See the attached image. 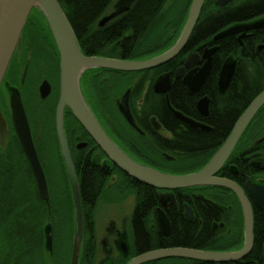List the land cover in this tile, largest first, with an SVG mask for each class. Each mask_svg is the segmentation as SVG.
Instances as JSON below:
<instances>
[{"label": "flooded vegetation", "instance_id": "af4514ba", "mask_svg": "<svg viewBox=\"0 0 264 264\" xmlns=\"http://www.w3.org/2000/svg\"><path fill=\"white\" fill-rule=\"evenodd\" d=\"M58 1L62 6V0ZM137 1L110 0L94 16V24L91 25L90 29L85 30L87 35L84 38V43L88 44L90 38L98 39L99 44L102 43L100 47L104 43H113L104 52L108 56L99 55L94 57L122 59L123 54L129 53L130 55L134 50L127 44L140 42L142 46L133 60L142 61L163 54L176 43L185 25L192 0L190 3V0H168L162 10L158 8V11H160L157 19L148 27L145 35L138 32L132 23L137 17V14H133ZM207 2L210 5L206 21L199 27L203 16L201 13L199 22L187 46L171 61L154 69L140 72L127 73L91 69L82 75V92L88 106L110 137L126 153H128V150L129 155L131 154L130 151L138 154L155 153L163 156H170L172 153H183L184 145L182 141L186 135L190 133L210 134L215 131L213 123L218 120L214 111L216 96L224 97L227 94L237 71L241 69V64L247 65V59H257L264 66V0H206L204 7ZM179 7L182 10L181 18L176 24L172 25L169 20L170 14L174 13ZM33 11H35V14L31 18V13L28 19L20 45L12 57L0 87V165L1 163L3 164L2 160L4 159L11 172L9 174L5 171L6 179L1 181L5 192L0 189V195L2 197L3 194L7 196L10 193V188H13V183L15 182L16 170L20 168L19 166L22 168L25 166L32 177V181L29 183L32 191V200L29 207H20L22 209V217L29 213L31 218H36L37 214L40 213L38 212L40 208L36 207L33 200L35 195H37L39 204L43 202V206H45V217L52 219L50 192L49 202L40 198L35 177L21 147L12 118L13 95L19 94L30 124L32 138L45 172V162L42 161L40 155L43 150L38 145V140L41 138L38 135L36 136L35 132L36 120L40 114L37 116V113L39 110L40 112L44 111L46 115L52 112V150L58 153L60 150L56 132V119L61 95V66L56 42L49 27L40 13L36 10ZM186 11L187 14L185 15ZM64 12L67 16V12L65 10ZM258 22H263L260 28L246 31L242 29ZM180 26L179 35L175 39L177 28ZM235 28L239 29V31L217 38V35L221 32ZM88 31H90L89 34ZM36 32L39 40L36 37ZM32 39L36 41L33 42L35 48L37 47L43 51L42 57L44 55L49 61H52V65L51 63L49 64V67L52 66L51 79L44 74L32 73L34 71L31 67L32 63L29 64L26 57L27 53L31 58L32 54V57H34L38 52L33 47L27 48L29 41ZM149 43L155 44V46L150 48L148 46ZM28 49L30 51H27ZM209 58L212 59V68L208 76L201 86H196L193 89L192 84L194 82L192 81ZM187 62L189 63L188 66L186 65ZM57 64L59 66L60 86H56L54 80L57 73ZM228 64H235V72L228 88L222 92L219 84L220 76L223 67ZM189 74H192V78L189 79L190 84L185 82ZM167 75H169L170 79L168 92H156V82ZM37 79L40 82H37ZM171 96L174 98L177 96L182 106L188 108L191 115L175 108L171 103ZM126 97L128 98V104L137 128L130 125L120 112V107L124 104ZM205 98L208 100V116L203 115L198 107L200 101ZM193 103L194 108L192 109L191 104ZM171 107L205 128L197 129L184 124L176 117ZM261 110L255 118L259 116ZM153 112H158L160 115L151 114ZM70 113L69 109L64 111L65 132L80 184L82 201H86L89 204L88 207L83 205L84 219L85 213H88V217L94 216V219L98 218L97 215L101 204L108 209L103 215V223L99 224L96 221L95 226L93 225V231L97 234L94 264H129L133 259L147 252L168 249H151L150 238H158L157 244H159L162 237L170 236L173 225L169 214L180 204L184 206L186 218L192 221L196 219L198 221L201 217H210L214 214L213 209L210 207L212 200L207 198L201 190L197 189L191 193L188 191L186 193L175 192L176 190L170 192L147 186L132 178V181L127 180L122 175L121 170L107 158L74 115ZM72 116L79 124L72 121ZM261 119L264 120V111L261 114ZM116 123L120 124L121 131L115 125ZM126 127L130 133L129 135H131L128 141L123 138L121 133ZM263 138L264 135L254 139L253 143L244 149V153L252 158V164L257 167V172L254 174L253 179L248 182L261 186H264V157L258 149L264 144ZM11 146L16 148L15 150L21 157L22 164L21 162L19 163V160H16L15 152L10 149ZM168 146H170V151H167L169 149ZM255 147H258L257 152L251 151ZM45 175L48 183L46 172ZM94 175H99L103 181H97ZM24 185L27 186L25 187L26 190L29 189L27 181ZM246 185L241 187L249 198L254 213V209L257 207L250 199ZM97 187L101 189L100 192L103 190V194L98 199L96 197ZM119 191L121 194L128 193L129 195L123 199L118 198L119 196H116L115 193H119ZM26 195L29 196L28 194ZM132 195L133 205L131 209H128L126 205L130 204V202H127V200ZM137 195H141L142 209L137 206ZM233 195L243 217L241 204L236 195L234 193ZM187 207L192 209V219L188 218L186 214ZM226 208L230 211L233 210L231 205ZM159 209L164 210L170 220L171 229L168 236L162 233L159 226ZM151 211L152 217L148 219V214ZM225 226L224 222L214 223L213 228L215 230L224 229ZM82 260L83 257L81 256V262ZM170 260H174V262H169ZM81 264L84 263L82 262ZM145 264H200V261L166 258L153 260Z\"/></svg>", "mask_w": 264, "mask_h": 264}, {"label": "water", "instance_id": "95a60500", "mask_svg": "<svg viewBox=\"0 0 264 264\" xmlns=\"http://www.w3.org/2000/svg\"><path fill=\"white\" fill-rule=\"evenodd\" d=\"M206 0H192L189 13L176 43L163 54L138 61L104 57L86 56L80 47L78 38L58 0H0V87L8 71L12 57L20 45L24 28L33 10H36L45 20L56 42L61 66V95L57 108L56 132L62 163L66 172L68 185L73 203V239L70 264H81L85 238V223L83 214L82 195L78 176L72 160L68 139L65 132L64 111L69 109L84 130L90 135L107 158L130 178L147 186L173 192L175 190L196 187H221L231 190L238 198L244 219V244L240 250L231 252H208L189 248L160 249L142 254L129 264H145L147 262L166 258H183L210 263H234L247 258L254 248V213L251 202L244 189L236 182L218 177L217 175L233 155L244 133L264 107V91L255 98L248 109L241 115L232 132L215 153L211 160L199 171L173 175L145 165L120 148L100 124L88 106L81 85L82 75L91 69H105L118 72H140L159 67L176 58L187 46L202 13ZM263 22L250 24L243 30L260 28ZM239 29H229L217 35V38L228 36ZM214 51V50H213ZM187 66L189 63L187 62ZM212 68V59L209 58L204 67L195 76L193 89L201 86ZM235 72V64L223 67L220 76V89L224 92ZM189 74L185 82L190 84ZM197 87V88H198ZM170 88L169 75L159 79L155 84L156 92L167 93ZM199 110L208 116V100L200 101ZM176 117L184 124L193 128H205L203 125L187 118L181 112L171 107ZM120 112L127 122L136 127L131 113L128 98L120 107ZM12 118L21 147L29 162L35 177L40 198L49 202V188L43 166L36 150L30 124L19 94L12 99ZM264 140V138L262 139ZM247 190L250 199L264 215V186L248 182ZM188 218H193V212L187 207ZM159 226L162 233L168 236L171 223L164 210L159 209ZM46 250H52V226L46 225ZM264 254V246H263Z\"/></svg>", "mask_w": 264, "mask_h": 264}, {"label": "trees", "instance_id": "16d2710c", "mask_svg": "<svg viewBox=\"0 0 264 264\" xmlns=\"http://www.w3.org/2000/svg\"><path fill=\"white\" fill-rule=\"evenodd\" d=\"M109 1L110 0H62V7L67 12L68 20L76 33L80 47L87 56H108L106 53L104 54V52L106 51V48L113 44L104 43L102 47H100V44L102 43L99 44L98 39L94 38H90V42L88 44L84 43V38L87 35V31L85 30L88 28L90 29L91 25L94 24V16L99 12L101 7L103 5H106ZM167 1L168 0H138L136 3V8L133 12L134 15L137 14V17L132 21L133 25L136 27V30L142 35H145L148 27H150L157 19L159 11L162 10ZM190 2L191 0L189 1V3ZM209 5L210 3L207 2L206 6L204 7V10L202 12L203 16L199 27L204 23V21H206V17H208ZM158 8H160L159 11ZM187 11L185 12V15L187 14ZM180 28L181 26L177 28L175 39L179 35ZM89 33L90 31H88V34ZM127 45L132 49L134 48V50L132 51V53L130 52V55L129 53L123 54L122 57H120L124 60H133L135 59V56L138 55L137 52H139L142 44H140V42H138L137 44H133L131 42L130 45ZM246 61L247 65H245L244 63L241 64V69L237 71L235 79L233 80L231 88L229 89L227 94L224 97H220L218 95L216 96L214 111L216 114L215 117H218V120L213 123V126L215 127V131L213 133H190L189 135H186L185 139H183L182 141L184 145L183 153L180 154L172 153L170 154V156H163L155 153L138 154L132 153L130 151V155L137 161L158 170H162L164 168L174 169L178 170L180 174H189L202 169L227 140L241 115L248 109L255 98L264 91V66L257 59H247ZM250 70H252V72H250ZM170 99L172 105L175 108L180 109L185 114L191 115V112H189L188 108L182 106L177 96L176 98L171 96ZM191 108H194V103L191 104ZM263 111L264 108L261 110L259 116L254 119L252 124L246 130L237 146V149L227 161L222 170L219 172V177L230 179L240 186H245L248 181L253 179L254 174L257 172V167L252 164V158L244 153V149L246 146L251 145L254 139L264 135V120L261 119V114ZM151 114L160 115V113L158 112H153ZM72 121L77 122L73 116ZM129 138H131V135H129ZM168 147L169 149L167 151H170V146ZM257 148L258 147H255L251 151L257 152ZM258 150L262 152V156L264 157V144L261 145V148H259ZM59 152L58 155L61 161L62 158ZM127 152L129 153L128 150ZM121 173L127 180L132 181V179L128 175H126L122 171ZM95 179H97V181H103V179H101L99 175H96ZM65 180L67 183L66 191L68 194V205L66 210L68 213V218L67 215L66 218L70 223L69 225L71 226L72 233V227L74 225L73 203L71 192L69 191L66 173ZM197 189L201 190L207 198L212 200V204L210 205V207L213 209L214 214L210 217H201L198 221L197 219L195 221H192L186 218L184 206L180 204L178 207L172 210L171 214H169L173 225L170 236L162 237L159 244H157L158 238L151 237V249L181 247L208 252H231L240 250L243 247L244 222L242 214H240L241 211L236 204V198L234 197L233 193L228 189L217 187L190 188L176 190L175 192L186 193L188 191L189 193H191L193 191H196ZM100 190L101 189L97 187V199L101 196V194H103V190L101 192ZM3 196L4 194L2 195V198ZM82 204L84 205V207L89 206L86 201H82ZM142 204L143 203L141 200V195H137V206L140 209H142ZM39 205L40 210H38V212L40 213L37 214L36 217V219H38V221L40 222V225L38 226L40 229L38 230L39 241H36V236L35 234H33L32 230H30V232L25 231L21 233L19 232L20 230H17L18 232H13L11 230H8V228H0V264H30L29 262H25L26 258L30 257V254H35L38 261L40 258L45 259L50 256L48 258L49 264H57L55 256L52 258V253L50 255H45L46 250L44 248L46 247L44 240V225L46 221V209L45 206H43V202H40ZM229 205L233 206L232 211L227 210L226 207ZM29 206L30 205H28V207ZM1 212L2 210H0V215ZM85 214V238L83 245L82 262L84 264H94L95 247L97 243V236L93 231V225L95 226V221L93 217H88V213ZM15 216L17 215H12L7 212L8 218H13ZM150 217H152V211L148 214V219ZM33 220L34 218H32L31 224ZM51 220H53V218ZM221 222H224L226 224L225 228L215 230L213 228L214 223ZM66 224L67 223H65V225ZM23 234L25 235L24 241L18 244V246L20 247V251H22V254L20 256H17L13 252H9V249H5L6 245H11L12 243L14 244L15 241L21 239V236ZM57 235H60V232H58ZM59 239L60 237H57L58 244L60 243ZM72 239L73 235H71V241ZM254 239V248L245 260L238 263L228 264H264V215L257 208L254 209ZM54 252L56 251L54 250ZM22 257H25L23 261L21 259ZM39 264L43 263L40 262ZM200 264L209 263L200 262Z\"/></svg>", "mask_w": 264, "mask_h": 264}, {"label": "rangeland", "instance_id": "374dc122", "mask_svg": "<svg viewBox=\"0 0 264 264\" xmlns=\"http://www.w3.org/2000/svg\"><path fill=\"white\" fill-rule=\"evenodd\" d=\"M34 14H35V11L32 12L31 18ZM181 14H182L181 7H179L176 11H174V13L170 14L169 20L171 21L172 25L176 24L179 21V19L181 18ZM26 33H28V31H26ZM36 37L38 39L37 32H36ZM33 39L29 41L27 48L30 49L31 47H33L35 50H37L40 53L37 52L34 55V57H32L33 55L32 54L31 58L30 56H28V53L26 55V57L28 58L29 64L32 63L31 67L34 70L32 71V73L34 72L35 74H44L45 76H49V78L51 79L52 78V71H51L52 66L49 67V64L51 63L52 65V61H49L44 55L42 57L43 51L37 47L35 48V44L33 42H36V41ZM148 46L152 48L155 46V44L149 43ZM29 49L27 51H30ZM140 57L143 58L142 56ZM56 66H57V73H56L54 80H55V85L60 86L59 85V70H58L59 66L58 64ZM37 82H40V81L38 80ZM37 116L38 117L36 120L37 122H36L35 132H36V136L38 135L41 138L38 140V143H39L38 145L43 150V153H41L40 155H41L42 161L45 162V166H46L45 172L48 176V186H49V192H50L51 210H52V218H53V220H50L52 222L45 221L44 229L48 223L54 227L55 245H54V242H53V245H54V250L56 251L54 252L55 254L54 256L56 258L57 264H69L71 261V256H70V253L72 252L71 235H73V232L71 233V226L69 225L70 223L67 220L68 213L66 210H67V205H68L67 203L68 194L66 191L67 190V183L65 180L66 172L64 170V165L61 162L62 160L60 161L57 151L54 152L52 150V112L51 114L46 115L44 111L40 112L39 110V112L37 113ZM122 124H123V121H122ZM115 125L117 126L118 129L120 128L119 123L118 124L116 123ZM119 131H121V128ZM121 133L123 134L122 135L123 138L124 139L126 138V140L128 141L130 133L127 127ZM10 149L12 150V152H15L16 160H19V163L21 162L22 164L21 157H19V154L15 150L16 148L11 146ZM2 161H3V164L1 163L0 165V189H3L5 192V188L3 187V184H1V181L3 179H6L5 171L8 172L9 174H11V172L9 171V168H8L9 166H7L8 164L6 163V161L4 159ZM19 167L20 168L17 167L18 168L16 170L17 174L14 177L15 182L13 183V188H10V193H8L7 196L4 195L3 198L2 197L0 198V205L2 208V209L0 208V210H2L1 215H0L1 217L0 228H8V230H11L13 232H18L20 230L19 232L21 233L25 231L30 232V230H32L33 234H35L36 236L35 238L36 241H39L38 230L40 229L38 226L40 225V222L38 221V219L34 218L31 224V221H32V218L30 217L31 214L28 213V215L26 214L24 215V217H22L21 215L22 209L20 207H24V206L26 207L30 205V202L32 200V191L29 185L30 181H32V177L30 173L27 171L25 166L23 168L21 166ZM161 171L165 173L173 174V175H182L180 174L178 170H174V169L164 168ZM26 181L28 182V186H29V189L27 190L25 189V187L27 186L24 185ZM26 194H28L29 196H27ZM115 195L119 196L118 198L123 199L125 196L129 194L128 193L121 194V192L119 191V193L117 192L115 193ZM33 200H34L36 207H39L40 205H39L37 195H35ZM127 202H130V204H127L126 207L128 209H131L133 205V195L130 196ZM107 211L108 209L103 204H101L100 209H99V214L97 215L98 218L94 219V216H93L94 221L95 222L97 221L99 222V224H102L104 220L103 215ZM7 212H9L12 215L15 214L17 216L13 218L11 217L8 218ZM66 215H67V218H66ZM65 223L67 224L65 225ZM58 232H60L61 234L60 236L61 240L59 239L60 245L57 243L58 242L57 240ZM44 235H45V231H44ZM24 238H25V235L23 234L21 236V239H18L17 241H15L14 244L12 243L11 245H6L5 249L7 250L9 249V252H13L17 256H20L22 254L21 253L22 251H20L19 249L20 247L18 246V244L23 242ZM44 249L46 250V248ZM45 255H46V252H45ZM49 257L50 256H48L45 259H41L39 257L40 259L38 261L37 256L35 254H30V257H27L25 262H29L30 264H39L40 262L43 264H49V259H48ZM21 259L23 261L25 257H22ZM171 261L174 262V260H170L169 262Z\"/></svg>", "mask_w": 264, "mask_h": 264}, {"label": "bare ground", "instance_id": "6f19581e", "mask_svg": "<svg viewBox=\"0 0 264 264\" xmlns=\"http://www.w3.org/2000/svg\"><path fill=\"white\" fill-rule=\"evenodd\" d=\"M51 219L49 218H47L46 217V221L47 222H49ZM52 236H53V242H54V230H53V226H52ZM61 236V234L60 235H57V237L59 238ZM46 237H47V235H46V232H45V244H46ZM52 253V258L54 257V245L52 244V251L51 250H46V255H50Z\"/></svg>", "mask_w": 264, "mask_h": 264}]
</instances>
